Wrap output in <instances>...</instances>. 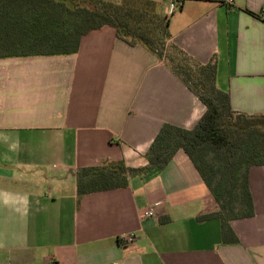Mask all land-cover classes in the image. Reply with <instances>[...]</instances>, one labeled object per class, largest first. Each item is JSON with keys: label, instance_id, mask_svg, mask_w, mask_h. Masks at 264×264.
Masks as SVG:
<instances>
[{"label": "crops", "instance_id": "1", "mask_svg": "<svg viewBox=\"0 0 264 264\" xmlns=\"http://www.w3.org/2000/svg\"><path fill=\"white\" fill-rule=\"evenodd\" d=\"M154 1L174 43L202 63L215 57L232 108L264 113V0ZM205 111L111 26L75 54L0 58V264H264V165L249 169L254 214L230 222L238 243L222 242L219 218L198 219L216 202L183 150L127 187L78 198V167L146 165L164 123L191 129Z\"/></svg>", "mask_w": 264, "mask_h": 264}, {"label": "trees", "instance_id": "2", "mask_svg": "<svg viewBox=\"0 0 264 264\" xmlns=\"http://www.w3.org/2000/svg\"><path fill=\"white\" fill-rule=\"evenodd\" d=\"M177 1L181 8L184 0ZM103 26L115 28L117 37L129 45L153 53L205 104L206 111L191 129L164 123L144 155L146 165L107 160L78 167L79 200L90 193L127 187L135 176L164 169L183 150L218 206L198 219L219 218L222 242L238 243L230 222L254 214L248 174L253 165H264V113L232 108L229 92L217 84L215 57L202 63L174 43L170 16L159 2L0 0V58L75 54L82 37Z\"/></svg>", "mask_w": 264, "mask_h": 264}, {"label": "built area", "instance_id": "3", "mask_svg": "<svg viewBox=\"0 0 264 264\" xmlns=\"http://www.w3.org/2000/svg\"><path fill=\"white\" fill-rule=\"evenodd\" d=\"M234 0H226V2L228 4H231L233 3ZM176 8V5L175 3L171 4V7H170V12H172L174 9ZM262 15H264V10L261 11ZM158 204H153L151 205L145 212V215L147 216H152L154 215L155 213V207L157 206ZM123 240L125 241L126 244H131L134 242L135 240V234L133 233H130V234H126V235H123L122 236Z\"/></svg>", "mask_w": 264, "mask_h": 264}, {"label": "rangeland", "instance_id": "4", "mask_svg": "<svg viewBox=\"0 0 264 264\" xmlns=\"http://www.w3.org/2000/svg\"><path fill=\"white\" fill-rule=\"evenodd\" d=\"M236 205H238V203H236ZM216 209H218V206H217V204H216ZM220 222H221V220H220Z\"/></svg>", "mask_w": 264, "mask_h": 264}]
</instances>
